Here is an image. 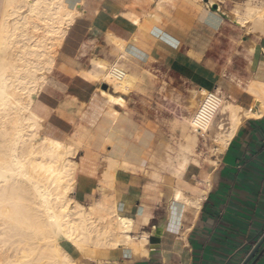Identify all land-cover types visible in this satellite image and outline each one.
<instances>
[{
	"label": "crops",
	"instance_id": "crops-1",
	"mask_svg": "<svg viewBox=\"0 0 264 264\" xmlns=\"http://www.w3.org/2000/svg\"><path fill=\"white\" fill-rule=\"evenodd\" d=\"M130 14L139 22H133ZM86 17L90 38L83 46L72 40L66 55L57 59V65L84 86L68 92L55 107L56 116L71 128L70 135L75 125L74 129L91 135L88 148L81 147L73 158L79 168L72 196L84 207L95 203L104 210L115 207L120 216L133 221L135 240L143 233L150 237L156 229L161 234L159 243L144 245L147 256L119 246L98 248L86 258L68 245V257L73 264H242L264 235V27L254 24L248 29L243 26L246 22L236 21L238 27L232 26L223 22L225 16L218 10L193 0H159L156 7L151 0H96L86 9ZM95 32L101 34L100 41ZM92 60L107 65L117 61L133 73L134 89L113 94L122 97L123 106L106 104L96 91L98 83L79 74L92 69ZM88 64L91 68L85 70L83 65ZM148 65L159 71L165 93L160 91L162 84L152 92L143 86L135 89L140 70ZM190 87L213 92L239 107L243 120L214 159L215 165L210 162L202 170L203 184L192 189L190 199L206 191L199 210L185 203L174 207L171 192L183 193L184 184L199 177V168L192 164L178 171L176 165L184 158L193 160L192 155L166 150L184 135L182 102ZM43 92L49 97L46 89ZM36 110L45 118L50 106L39 103ZM244 111L257 112L259 117L246 116ZM43 132L58 138L48 127ZM169 160L174 166H168ZM263 247L264 243L248 264ZM255 264H264V252Z\"/></svg>",
	"mask_w": 264,
	"mask_h": 264
},
{
	"label": "bare ground",
	"instance_id": "bare-ground-1",
	"mask_svg": "<svg viewBox=\"0 0 264 264\" xmlns=\"http://www.w3.org/2000/svg\"><path fill=\"white\" fill-rule=\"evenodd\" d=\"M78 1L1 0L0 264H73L62 243L72 244L83 251L89 243L90 233L94 234L95 244L102 245L103 248L131 247L132 252L140 256L148 251L144 248L147 234L143 233L140 239L135 240L131 235L133 221L120 216L115 207H110L109 210L105 208L106 211L101 205L93 204L89 209L83 210L82 204H78L72 196L79 167L69 156L87 146L91 135L87 137L76 128L70 135L71 143L68 145L54 135L44 132L40 135L43 117L36 110V105H50V98L43 92V85L56 61L55 48L61 47L78 14ZM130 16L133 17L132 14ZM252 17L259 28L264 27V4L247 7L244 19L236 15L233 19L242 25ZM133 18V22H139L138 18ZM116 40H113L114 43ZM119 43L123 44L121 41ZM119 43L117 42L118 46L122 48L123 45ZM91 64L94 66L93 72L79 73L85 80L105 83L116 93L124 95L133 88L136 79L126 66L107 65L94 60ZM96 91L107 104H124L121 96H114L100 89ZM197 93V90L194 91V97H197ZM207 94L208 92L201 95L199 105L190 119V126L194 133L207 132L218 114L216 138L213 141L216 143L217 153H221L242 119L238 115L239 107L220 99L212 107V111H203ZM261 108L264 110V107ZM244 112L246 116L257 115V112L253 115ZM184 148L191 149V146L188 144ZM112 163L116 169L120 168L119 163ZM184 163L187 165L188 161ZM114 170L112 169L113 172ZM105 181L107 183V177ZM172 192L170 199L174 207L185 203L197 210L206 191L195 199L186 198L179 189Z\"/></svg>",
	"mask_w": 264,
	"mask_h": 264
},
{
	"label": "rangeland",
	"instance_id": "rangeland-1",
	"mask_svg": "<svg viewBox=\"0 0 264 264\" xmlns=\"http://www.w3.org/2000/svg\"><path fill=\"white\" fill-rule=\"evenodd\" d=\"M94 1H96V0H79L77 2L76 14H77V12H78V14L77 15L75 14L76 16L74 18L72 25L68 29L67 38H66V41L63 44V46L55 48L56 61L53 64L51 70L48 72L47 80H46L45 84L43 85L44 89L47 90L49 97H50V105H49L50 110H49V113L47 114V116L45 118H43L40 122L43 126L40 128V132H41L40 135L42 136L43 130H45L48 127L49 129H51L54 132V134L58 138L62 139L66 145L71 143L70 133H69L71 128H66L62 124V122L56 116L55 107L65 100L66 95L68 94V92H70V90H78L79 88H83L84 85L80 81H73L72 77L69 76L64 70H62L57 65V59H59V57H64L66 55V52H65V51H67L66 48L68 46H70V44L72 42L78 44V46H79V44H81L83 46V45H85L84 42L86 40H88V38H90L91 34L88 33V28H87L88 17H86V9L92 3H94ZM193 1L198 2L200 5H203V3H206L210 9H211V5L213 3L217 4L218 11L225 16L223 22L230 24L232 26L235 25L236 27H238V25L235 24L234 19H233L235 17V15L236 16H238L239 14L242 15L243 11L247 14V7H257V6L259 7V6H262L264 4L263 3L264 0H211L212 3H209V0H208V2H205V0H193ZM151 2L153 4V7H156L159 0H151ZM79 3H80V5H79ZM79 10H81V12ZM250 15H252V14H250ZM252 18L248 19L246 21V23L244 24V26H246L248 29L249 28L253 29V25L254 24L256 25V23H255L256 20L254 18L253 19ZM97 35L99 36L98 41H100L101 34L96 33V32L93 33V36H97ZM85 49L86 48L80 49V51H81L80 53L82 55H85V53H86ZM122 62H123V60L118 61L119 64ZM89 63H91V61ZM116 63H117V61L114 63H109V65H114ZM83 67L85 70L92 67V69L89 71H90V73L93 72V69H94L93 64L91 65V67H89V64L83 65ZM84 72L89 73L87 71H84ZM139 73H140L139 74L140 80L137 81L138 83H137L135 89H139L138 88L139 86H143V87L147 88L150 92H152L155 87L162 84L160 91L163 93L166 92L165 85H164V83H162V81L159 77V71L157 69H155V67H151L148 65L144 69H141ZM135 82H136V80H135ZM104 85H106V89H103ZM134 86H135V84H134ZM134 86L132 89H134ZM85 88H87V87H85ZM96 88H97V90L100 89L102 91L107 92L108 94L113 95L116 93L115 91H113V89H111L105 83H101L99 86L97 85ZM192 90H197V89H194L191 87L186 88L185 92H184V96H183L182 109H183V115L186 117V119H185V128L183 131L184 135L182 137V140H181V142L176 143L174 145L168 144L166 146V150L168 152L189 153L193 157V160H191V161H188L186 158H184L180 163H178L176 165V168L178 169V171H182L185 169V167L192 166V164L196 165V166L198 164L199 177H194L192 179V184L189 182H187L189 184H186V183L184 184L185 190H184L183 194L186 198H189V199L192 197V189L194 187L198 186L199 184L200 185L202 184L201 183V177H200L202 170H207L210 167L209 166L210 162L214 163V159L219 154V153H217V148L215 146L216 143H215V141H213L216 138L215 126L219 120L218 114L215 116V119H213L211 125L209 126V130L207 132H202L199 135L197 133H194L191 126H190V119L193 116V114H194L195 110L197 109L199 102H200L199 97H201L200 95L205 94L207 92V91L204 92L205 90L202 89V90H200V92L197 93V97H194V94H193L194 92H192ZM201 92H202V94H201ZM97 93L99 95L98 91H97ZM99 97H101V96L99 95ZM180 97H181V95H180ZM198 99H199V101H198ZM51 105H53V107ZM108 105H111V104H108ZM108 109H111V108H107L106 111H108ZM106 111H105V113H106ZM110 113H111V115H110ZM110 113L109 114L107 113V114L111 117H114L116 115L115 111H111ZM75 126H74V128H75ZM74 128H73V130H74ZM89 141H88V143H89ZM188 144H190L191 149L190 148L189 149L184 148V146L188 145ZM87 146H88V144H87ZM87 146L85 145L84 149H87L88 148ZM77 153H78V151L73 156H69V157L74 158L75 156H77ZM186 160L188 161L187 165H185V163H184ZM155 162L159 163V161H155ZM175 162H177V161H175ZM167 163H169L168 164L169 167L174 166V165H172L173 161L169 160ZM195 163H197V164H195ZM214 165H215V163L213 164V166ZM203 191L202 190L199 191L198 192L199 195H197V197H200L202 195ZM197 197H195V198H197ZM89 207L83 206V210L89 209ZM90 234L91 235L88 236V237H90V239L88 241L89 243H87V246L84 248L83 251L78 250L72 244L66 245L64 242L62 244H64V247L68 246V245L73 246L77 250V252L80 253L81 256H83V257L92 258L94 253L97 251V249L103 248V246L95 244L96 239H94V234L93 233H90ZM58 240L60 242H62L61 239H58ZM147 242H148V240H147ZM147 255H148V251H147V254H145L143 256H147Z\"/></svg>",
	"mask_w": 264,
	"mask_h": 264
},
{
	"label": "water",
	"instance_id": "water-1",
	"mask_svg": "<svg viewBox=\"0 0 264 264\" xmlns=\"http://www.w3.org/2000/svg\"><path fill=\"white\" fill-rule=\"evenodd\" d=\"M205 2H208V0H205ZM211 10L212 11H217L218 7L217 4L213 3L211 5ZM103 89H106V85L103 86ZM161 234V230L160 229H156L155 232L153 233V235H151L150 237H148V243L149 244H157L159 243V239L158 236ZM264 243V235L260 238V240L256 243V245L253 247V249L251 250V252L247 255V257L244 259V261L242 262V264H248L250 262V260L254 257V255L256 254V252L259 250V248L262 246V244ZM264 252V247L263 249L259 252L258 257H256L251 264H255V262L258 260L259 256Z\"/></svg>",
	"mask_w": 264,
	"mask_h": 264
},
{
	"label": "built area",
	"instance_id": "built-area-1",
	"mask_svg": "<svg viewBox=\"0 0 264 264\" xmlns=\"http://www.w3.org/2000/svg\"><path fill=\"white\" fill-rule=\"evenodd\" d=\"M219 100V97H217V95H215V93L213 92H208L207 97L204 101L203 104V111L205 112H210L212 111V107L215 106V104L217 103V101ZM202 109V108H201ZM192 128V127H191ZM200 130V129H199ZM208 131V130H207ZM199 134V133H197ZM200 135V134H199Z\"/></svg>",
	"mask_w": 264,
	"mask_h": 264
}]
</instances>
